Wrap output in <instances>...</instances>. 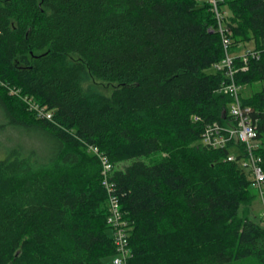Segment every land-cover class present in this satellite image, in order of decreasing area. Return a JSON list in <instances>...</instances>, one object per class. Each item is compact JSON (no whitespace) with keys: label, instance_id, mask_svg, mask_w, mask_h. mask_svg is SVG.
<instances>
[{"label":"trees","instance_id":"obj_1","mask_svg":"<svg viewBox=\"0 0 264 264\" xmlns=\"http://www.w3.org/2000/svg\"><path fill=\"white\" fill-rule=\"evenodd\" d=\"M219 11L231 52L256 53L235 79L264 168V0H220ZM218 29L209 0H0V264L116 255L103 160L127 264H264L245 147L228 161L234 142H203L231 118L228 78L208 72L224 58ZM88 73L112 94L85 95Z\"/></svg>","mask_w":264,"mask_h":264},{"label":"built area","instance_id":"obj_2","mask_svg":"<svg viewBox=\"0 0 264 264\" xmlns=\"http://www.w3.org/2000/svg\"><path fill=\"white\" fill-rule=\"evenodd\" d=\"M213 6V10L216 13L219 29L223 40L224 58L221 62L214 65L215 72L225 73L228 78L220 88L219 92L229 95L233 98V102L230 106V124L227 126H221L219 123H213L205 128L203 135V142L213 148H224L229 143L234 142L235 145L232 148L233 153L229 155L228 161H235L237 156L242 155L243 150L239 149L236 145H244L245 154H247V160L242 161L243 166L251 169L254 177L253 187L258 189L261 195L264 194V168L262 166L263 160L261 156L256 155V150L260 145L257 142L258 132L256 127L252 124V120L249 116L251 111L248 108H244L241 103V89L242 87L236 83V74L242 70H247V62L250 57H255L256 53L250 49L244 50L239 56L231 52L232 43L229 38L230 32L224 28L222 24V14L219 11L220 0H209ZM242 59L245 66L239 67L237 60ZM38 115L43 116L49 120L53 118V115L45 109H37ZM96 153L97 151L94 150ZM104 175L103 186L109 193V208L110 217L109 223L112 228L113 239L116 245V255L114 259L115 264H127V259L130 254L129 248V230L128 223L123 219V213L120 207V200L114 194V186L108 181V173L112 170V165L106 160H103ZM262 221L264 224V211L262 213Z\"/></svg>","mask_w":264,"mask_h":264},{"label":"rangeland","instance_id":"obj_3","mask_svg":"<svg viewBox=\"0 0 264 264\" xmlns=\"http://www.w3.org/2000/svg\"><path fill=\"white\" fill-rule=\"evenodd\" d=\"M200 3H203L204 0H199ZM225 12L230 14V10L225 7ZM252 47V45H249ZM215 71L214 67L210 69L208 72L213 73ZM82 89L85 95H89L92 93L105 94L110 96L113 90L116 87V84L107 83L95 78L91 73H88L82 81ZM261 84L256 85L255 89H259ZM252 90L249 86L243 88L242 92L244 96H249L252 94ZM143 161L150 164L152 162V158H144ZM131 162H127L126 165H129ZM264 189V188H263ZM256 198L252 205L249 207V218L254 220L255 222H261L262 213L264 211V194L261 195L260 191L256 189ZM115 256H108L104 259L106 264H115L114 263Z\"/></svg>","mask_w":264,"mask_h":264}]
</instances>
